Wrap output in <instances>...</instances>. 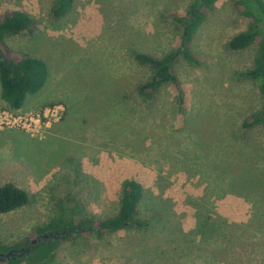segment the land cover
<instances>
[{"label": "rangeland", "instance_id": "rangeland-1", "mask_svg": "<svg viewBox=\"0 0 264 264\" xmlns=\"http://www.w3.org/2000/svg\"><path fill=\"white\" fill-rule=\"evenodd\" d=\"M54 1L0 0V17L34 18L31 32L6 38L7 57L39 58L50 71L17 111L41 115L42 135L0 128V185L31 196L0 216V243L25 244L59 217H114L122 182L133 179L145 189L144 227L79 229L44 264H264V126L242 127L264 109L256 81L243 75L258 49L228 45L248 18L232 0L202 9L187 44L193 59L181 54L172 68L180 87L145 99L136 89L154 71L136 54L183 50L195 0H75L59 19ZM54 105L63 115L48 127L43 112Z\"/></svg>", "mask_w": 264, "mask_h": 264}, {"label": "trees", "instance_id": "trees-1", "mask_svg": "<svg viewBox=\"0 0 264 264\" xmlns=\"http://www.w3.org/2000/svg\"><path fill=\"white\" fill-rule=\"evenodd\" d=\"M216 1L218 0H195L190 10L192 18L185 21L189 31L182 39L183 50L173 51L162 59L136 54L135 57L139 63L149 66L154 71L151 79L136 89L141 98L154 99L159 90L168 84L180 87L177 77L172 72L174 63L181 54L190 60L193 59L188 53L187 44L201 23L202 9H211ZM232 2L251 24L247 30L234 36L228 45L236 51L244 50L252 45L257 46L258 54L254 68L243 75L255 80L264 96V0H232ZM74 3L75 0H55L52 14L57 19L62 18L71 10ZM179 22L183 20L180 19ZM33 27L34 18L23 10L7 11L0 17V99L4 108L11 111L21 110L28 96L38 94L46 86L50 75L49 67L44 60L27 55L12 59L7 57L3 49L6 38L31 32ZM256 126H264V109L246 118L242 123L244 129ZM144 197L145 189L141 183L133 179L124 180L117 215L98 223L85 217H80L79 220L55 218L46 227L38 228L35 238L27 240L25 244L0 243V264H21L27 259H30L32 264H44L60 243L70 238L79 229L90 234L144 227L145 223L138 217V208ZM30 201L31 196L28 191L15 183L0 185V216L23 208L29 205ZM42 237L44 239L33 245L31 251L26 253L29 244ZM14 250L19 252L9 255Z\"/></svg>", "mask_w": 264, "mask_h": 264}, {"label": "built area", "instance_id": "built-area-1", "mask_svg": "<svg viewBox=\"0 0 264 264\" xmlns=\"http://www.w3.org/2000/svg\"><path fill=\"white\" fill-rule=\"evenodd\" d=\"M63 115V105H54L49 107L43 112V119L47 121L46 126L50 127L51 122L58 123ZM41 115L34 117L33 115L23 116L17 111H11L0 106V128H13L19 130H25L29 135L33 137L41 136L42 119ZM40 126V127H39Z\"/></svg>", "mask_w": 264, "mask_h": 264}, {"label": "water", "instance_id": "water-1", "mask_svg": "<svg viewBox=\"0 0 264 264\" xmlns=\"http://www.w3.org/2000/svg\"><path fill=\"white\" fill-rule=\"evenodd\" d=\"M46 237V236H45ZM44 239V237H42V238H40L39 240H34V241H32L30 244H29V246H28V248H27V250H26V253H29L30 251H31V249H32V246L33 245H36L38 242H41L42 240ZM15 251H11L10 253H14ZM24 254V253H23ZM22 254V255H23Z\"/></svg>", "mask_w": 264, "mask_h": 264}, {"label": "flooded vegetation", "instance_id": "flooded-vegetation-1", "mask_svg": "<svg viewBox=\"0 0 264 264\" xmlns=\"http://www.w3.org/2000/svg\"><path fill=\"white\" fill-rule=\"evenodd\" d=\"M15 252L14 253H9V255H15V254H17L19 251H17V250H14ZM21 252H23V251H21Z\"/></svg>", "mask_w": 264, "mask_h": 264}, {"label": "crops", "instance_id": "crops-1", "mask_svg": "<svg viewBox=\"0 0 264 264\" xmlns=\"http://www.w3.org/2000/svg\"><path fill=\"white\" fill-rule=\"evenodd\" d=\"M7 184V183H6Z\"/></svg>", "mask_w": 264, "mask_h": 264}]
</instances>
